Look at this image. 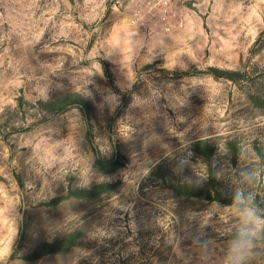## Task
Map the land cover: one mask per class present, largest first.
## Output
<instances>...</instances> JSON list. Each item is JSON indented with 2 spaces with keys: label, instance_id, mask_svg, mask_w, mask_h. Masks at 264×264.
Wrapping results in <instances>:
<instances>
[{
  "label": "rangeland",
  "instance_id": "374dc122",
  "mask_svg": "<svg viewBox=\"0 0 264 264\" xmlns=\"http://www.w3.org/2000/svg\"><path fill=\"white\" fill-rule=\"evenodd\" d=\"M132 4L0 0V116L19 98L78 95L92 105L88 120L75 107L48 118L30 110L17 120L22 131H0V264H223L241 226L238 206L145 181L159 161L202 181L205 166L190 150L200 138L217 146L222 186L248 194L264 216V107L250 82L177 76L216 67L264 77V0H176L184 27L169 34L129 26ZM101 183L118 186L94 200L42 205ZM76 231L71 252L25 260ZM254 264H264V239Z\"/></svg>",
  "mask_w": 264,
  "mask_h": 264
},
{
  "label": "trees",
  "instance_id": "16d2710c",
  "mask_svg": "<svg viewBox=\"0 0 264 264\" xmlns=\"http://www.w3.org/2000/svg\"><path fill=\"white\" fill-rule=\"evenodd\" d=\"M102 66L106 78L113 85L109 64L102 62ZM198 73L209 75L215 80L225 79L233 83H240L244 80L245 82L249 81L254 90L251 97L253 103L259 108L264 107V77L251 81L248 77L249 73L245 71L223 70L216 67H209L204 71L185 70L179 72L177 76L192 77ZM73 107L77 108L81 115L88 120V116L92 111V105L88 100L78 95L53 96L46 100H38L35 103H28L23 98H19L14 108H9L1 114L0 131L8 130V134L22 131L23 127L19 125L20 123L17 120L20 119L22 120L21 123H25L26 114L30 110H34L38 114H41V116H44V118H48ZM227 148L232 156L231 162L235 163L237 160L236 144L231 142L227 145ZM190 150L193 156L197 157L205 166V175L202 181L185 180V177L181 173L173 169L165 161H159L154 165L149 170L145 181H154L159 188L167 190L177 197L195 198L221 206H238L237 202L233 199L238 191H231L222 186L218 172L213 164L217 146L209 138H200L191 143ZM255 150L262 158L261 149L256 146ZM117 186V183H101L89 188L70 189L66 195L43 201L42 205L56 207L65 200L73 198L83 201L94 200L104 194L112 193ZM80 237L81 233L76 231L66 234L58 240L44 242L29 252L25 260L35 261L52 254H67L77 245ZM24 238L25 232L21 229L17 240V247H22Z\"/></svg>",
  "mask_w": 264,
  "mask_h": 264
},
{
  "label": "clouds",
  "instance_id": "9594fccd",
  "mask_svg": "<svg viewBox=\"0 0 264 264\" xmlns=\"http://www.w3.org/2000/svg\"><path fill=\"white\" fill-rule=\"evenodd\" d=\"M185 180H188L185 177ZM240 213L241 226L233 234L224 250L223 264H254L257 238L264 239V216L250 202V196L237 192L234 197Z\"/></svg>",
  "mask_w": 264,
  "mask_h": 264
},
{
  "label": "built area",
  "instance_id": "2783aa9c",
  "mask_svg": "<svg viewBox=\"0 0 264 264\" xmlns=\"http://www.w3.org/2000/svg\"><path fill=\"white\" fill-rule=\"evenodd\" d=\"M175 2L176 0H133L127 24L148 33L169 34L181 30L184 21L181 15L174 12ZM166 264L174 262L169 260Z\"/></svg>",
  "mask_w": 264,
  "mask_h": 264
}]
</instances>
